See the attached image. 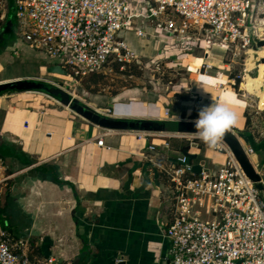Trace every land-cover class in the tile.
Masks as SVG:
<instances>
[{
    "label": "crops",
    "instance_id": "obj_1",
    "mask_svg": "<svg viewBox=\"0 0 264 264\" xmlns=\"http://www.w3.org/2000/svg\"><path fill=\"white\" fill-rule=\"evenodd\" d=\"M11 8L15 14L9 1L0 26V72L8 62L6 51L10 50L16 61L22 48L31 53L26 60L34 63V72L22 76L0 73V82L23 78L61 80L58 59L27 46L16 35L15 24L2 29ZM146 32L145 37L135 32L136 39L144 42L153 37L161 45L147 57L135 54L156 57L170 40L163 32L157 33L153 24ZM195 45L177 50L192 51ZM205 45L206 54L193 57L189 64L194 72L192 87L184 86L200 98L198 103L182 101L173 105L170 96L166 100L145 87L124 88L112 95L84 90L72 94L102 117L114 119L111 125L95 124L40 92L0 95V201L5 197L0 225L12 236L25 240L19 253L32 262L51 257L60 264H168L169 246L162 234L168 206L161 198L159 175L151 173L142 159L147 145L154 142L162 158L183 153L195 163L217 165L224 162V153L198 138H194L198 147L191 148L187 139L178 137L177 133L195 131L193 121L197 117L189 118L192 107L195 105L198 112L201 106L211 103V98L229 106L238 122L228 133L244 156L236 134L244 130L249 102L258 100L264 109V76L256 79L260 49L246 58L240 95L234 87L226 86L235 83L234 77L226 80L198 68L207 64L208 68L221 69L223 65L229 72L228 64L222 61L223 47L218 42ZM213 50L218 53L212 54ZM100 136L104 139L102 146L96 144ZM245 138L256 145L251 135ZM164 142H168V148ZM256 147L262 153L252 156L253 160L264 156V144ZM42 165L52 172L42 173ZM251 176L257 178L253 167Z\"/></svg>",
    "mask_w": 264,
    "mask_h": 264
},
{
    "label": "built area",
    "instance_id": "obj_2",
    "mask_svg": "<svg viewBox=\"0 0 264 264\" xmlns=\"http://www.w3.org/2000/svg\"><path fill=\"white\" fill-rule=\"evenodd\" d=\"M13 3L16 35L30 48L60 61L63 81L51 82L67 92H74L91 73L111 72L114 63L121 71L126 65L140 64V57L126 47L119 32L135 30L145 37L150 24L170 40L157 58L163 57L168 47L184 49L196 40L201 45L202 39L194 34L222 44L231 60L241 53L247 58L252 51L264 49V44L259 45L264 43V30L259 31L256 23L257 19L264 20V0L260 8L263 17H256L251 24L250 0H143L142 11L132 7L139 4L138 0ZM8 5L9 0H0V21ZM260 61L262 58L256 62ZM244 74L239 76L241 80ZM100 137L96 140L98 146L104 142ZM236 137L256 180L245 174L224 140L216 146L207 144L225 155L224 162L217 165L195 163L183 153L162 158L154 142L142 154L149 171L159 175L161 198L168 206L162 229L169 246L168 264H264V158L253 160L252 156L261 150L245 137ZM194 138H185L191 148L198 147ZM163 146L168 148V142ZM195 165L199 166L198 172ZM25 245L23 238L12 236L0 225V264H60L51 257L30 261L18 252Z\"/></svg>",
    "mask_w": 264,
    "mask_h": 264
},
{
    "label": "rangeland",
    "instance_id": "obj_3",
    "mask_svg": "<svg viewBox=\"0 0 264 264\" xmlns=\"http://www.w3.org/2000/svg\"><path fill=\"white\" fill-rule=\"evenodd\" d=\"M9 1L11 6L14 5L13 0ZM262 1L263 0H250V8L248 10L249 24H251L252 21L256 19V17H263L260 13ZM138 2L139 4H134L136 6H132L134 8V11H142V6L140 4L141 2H143V0H138ZM12 8L10 9L9 14L6 17V21L3 24L2 29H5L9 23L15 24V14ZM1 24L2 21H0V26ZM119 36L123 38L129 50L132 49L134 53L144 55L146 57L151 53H155V51H157V49L161 45V43L156 41V39L153 37H150L148 40L146 39L147 41L144 42L138 41L135 37L134 31H120ZM192 36L202 39V47H199V40H196L197 45L194 46L192 51H178L180 48L168 47V50L166 51V53H164L163 57H140L139 60L141 61V63H134V65H132L135 66V68L140 72L139 75H127L112 70L111 72H107L104 77L97 82H94L91 77H88L83 79L80 84L76 86V91L73 92L71 89L68 90L73 94L75 93L76 95H79V90L80 92L84 90L85 92L93 94L112 95L114 93L122 91L124 88L145 87L146 89H154L156 93L161 96V98H166V100L168 99L167 96H170V99L168 100L173 105H178L182 101L198 103L200 98L191 90L184 89L185 85H188L189 87H192L193 85L194 72L190 70L189 64L193 57H201L202 55H205L207 52L206 48H204V46H206L205 44H207L208 46L213 42L210 39H205L199 34H194ZM172 50L173 53H167L171 52ZM28 53L31 54L28 49L22 48V52L18 58L19 60L13 61L11 58V51L7 50L4 56L6 60H8V62L6 65H4L5 69L0 72L1 76H22L33 73L34 63L26 60L27 58H29ZM217 53V50H213L212 54L216 55ZM249 60L250 59H248V61ZM222 61L228 64L229 72L224 69L223 65L221 69H217L215 67L207 68L205 65H201V67L199 66L198 68L202 72H207L212 76H217L219 74L220 77H223L226 80H230L231 77H234L236 80L238 79L239 81H235V83L233 84L229 82L226 84V86L234 87L238 94H243L241 89H239V82L241 81L239 76L244 74L243 70L247 62L246 57L243 55V53H241L238 58H234L233 60H231L230 53H224ZM259 64L257 63L256 66L258 67ZM200 70L197 69V71ZM251 77L252 79L255 78L254 75H252ZM57 81L62 82L63 80L61 79ZM253 92L256 95L258 94L256 93V91ZM249 103L251 106L247 109L248 112L246 111L245 113L246 117L248 118V122L245 123L244 130L242 132H239V136L246 137L247 135H251L256 145L264 144V109L258 105V100H253ZM194 106L192 107L191 113L189 114V118L198 117L196 106ZM183 115H185V112L183 113ZM256 145H254L255 148H257ZM1 163L2 165H4V160H1ZM239 164L244 170L245 174L249 178H252V167L249 163V160L245 157L244 164H241L240 162Z\"/></svg>",
    "mask_w": 264,
    "mask_h": 264
},
{
    "label": "water",
    "instance_id": "obj_4",
    "mask_svg": "<svg viewBox=\"0 0 264 264\" xmlns=\"http://www.w3.org/2000/svg\"><path fill=\"white\" fill-rule=\"evenodd\" d=\"M263 44H264L263 42H259L260 46H263ZM31 91L43 93L49 96L50 98H53L55 100L67 104L76 113L80 114L81 116H83L84 118L90 120L95 124L111 125L112 123L115 122L114 119L102 117L94 109L88 108L86 105L78 102V100L75 99L70 92L63 90L59 86L53 84L51 81L41 78H23V79H14V80H7L0 82V95L5 93H12V92H31ZM179 130H181V128H179ZM222 140H224L228 144V146L231 148L232 152L237 158V154L241 150L238 144H236L234 137L227 132ZM194 170L198 172L199 166L195 165ZM251 179L256 180L257 178H251ZM258 188L260 190H263V187L260 184H258Z\"/></svg>",
    "mask_w": 264,
    "mask_h": 264
},
{
    "label": "clouds",
    "instance_id": "obj_5",
    "mask_svg": "<svg viewBox=\"0 0 264 264\" xmlns=\"http://www.w3.org/2000/svg\"><path fill=\"white\" fill-rule=\"evenodd\" d=\"M237 122L238 116L229 106L211 98L210 104L198 110V117L193 121L195 131L179 135L187 139L195 137L210 146H216Z\"/></svg>",
    "mask_w": 264,
    "mask_h": 264
},
{
    "label": "trees",
    "instance_id": "obj_6",
    "mask_svg": "<svg viewBox=\"0 0 264 264\" xmlns=\"http://www.w3.org/2000/svg\"><path fill=\"white\" fill-rule=\"evenodd\" d=\"M132 65H134V64H129V65H126V68L124 69V70H119V64H113L112 65V68H113V70L114 71H116V72H121V73H124V74H127V75H130V74H135V75H139L140 74V72L135 68V66H132ZM104 73H97V72H94V73H91V74H89L88 76H86L85 78H88V77H91L93 80H94V82H97L98 80H100L101 78H103L104 77ZM85 78H83V79H85ZM82 79V80H83ZM236 81H239L238 79L236 80ZM248 120V118L246 117V122H248L247 121ZM0 159H1V155H0ZM237 159L239 160V162L241 163V164H244V159H245V156L241 153V151L237 154ZM40 171L42 172V173H51L52 171H50V168H48V166H45V165H42L40 168ZM4 192V191H3ZM5 194V193H4ZM2 199H4L5 200V197H3L2 196ZM1 199V201H0V215L3 213V200ZM2 224L4 225V221H2ZM5 226V225H4Z\"/></svg>",
    "mask_w": 264,
    "mask_h": 264
},
{
    "label": "bare ground",
    "instance_id": "obj_7",
    "mask_svg": "<svg viewBox=\"0 0 264 264\" xmlns=\"http://www.w3.org/2000/svg\"><path fill=\"white\" fill-rule=\"evenodd\" d=\"M256 23H257V29L259 31H263L264 30V20L263 19H257ZM220 45L223 47L222 44H220ZM257 58H262V61H260L261 63L258 65L259 67H258V72H257V78L263 79V76H264V49L263 48L260 49V51L258 52V57ZM207 67H208V65H207ZM243 86L244 85L242 84L241 88H243ZM71 94H73V93H71ZM73 96H75V95H73Z\"/></svg>",
    "mask_w": 264,
    "mask_h": 264
}]
</instances>
